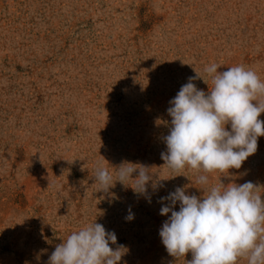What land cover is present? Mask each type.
<instances>
[{"label": "rangeland", "instance_id": "374dc122", "mask_svg": "<svg viewBox=\"0 0 264 264\" xmlns=\"http://www.w3.org/2000/svg\"><path fill=\"white\" fill-rule=\"evenodd\" d=\"M212 63L264 81V0H0V264H48L95 221L124 247L119 264H187L191 253L162 244L161 197L248 181L264 195V136L228 173L161 158L170 100L197 73L211 89ZM126 162L148 168L146 193L116 181ZM98 166L112 175L107 190Z\"/></svg>", "mask_w": 264, "mask_h": 264}, {"label": "clouds", "instance_id": "9594fccd", "mask_svg": "<svg viewBox=\"0 0 264 264\" xmlns=\"http://www.w3.org/2000/svg\"><path fill=\"white\" fill-rule=\"evenodd\" d=\"M220 67L216 63L205 67L212 77L207 92L194 83L202 78L196 72L169 102L171 121L161 158L174 171L187 165L204 173H228L257 152L258 138L264 136V121L259 119L264 113V100L259 99L264 96V81L243 65L218 71ZM147 169L123 163L116 168V181L126 185L132 180L135 192L146 193L153 178ZM94 178L100 190L113 184L112 175L102 166L96 168ZM197 182L206 185L207 175ZM257 188L251 181L221 182L205 189L201 197L187 194L184 187L161 197L160 215L168 219L159 235L168 254L180 258L191 253L187 264H236L239 258L264 264V195ZM133 218L130 213L126 220ZM116 243V234L95 221L58 244L48 264H119L124 247L110 246Z\"/></svg>", "mask_w": 264, "mask_h": 264}]
</instances>
